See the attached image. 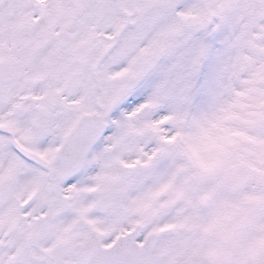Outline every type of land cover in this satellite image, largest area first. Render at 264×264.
Instances as JSON below:
<instances>
[{
  "label": "snow or ice",
  "instance_id": "snow-or-ice-1",
  "mask_svg": "<svg viewBox=\"0 0 264 264\" xmlns=\"http://www.w3.org/2000/svg\"><path fill=\"white\" fill-rule=\"evenodd\" d=\"M0 264H264V0H0Z\"/></svg>",
  "mask_w": 264,
  "mask_h": 264
}]
</instances>
